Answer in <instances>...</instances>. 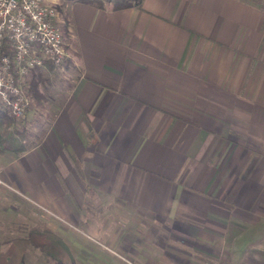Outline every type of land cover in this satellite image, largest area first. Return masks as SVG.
I'll use <instances>...</instances> for the list:
<instances>
[{"label": "crops", "instance_id": "0c3cea01", "mask_svg": "<svg viewBox=\"0 0 264 264\" xmlns=\"http://www.w3.org/2000/svg\"><path fill=\"white\" fill-rule=\"evenodd\" d=\"M48 1L69 65L0 152V264H264V0Z\"/></svg>", "mask_w": 264, "mask_h": 264}, {"label": "built area", "instance_id": "2783aa9c", "mask_svg": "<svg viewBox=\"0 0 264 264\" xmlns=\"http://www.w3.org/2000/svg\"><path fill=\"white\" fill-rule=\"evenodd\" d=\"M59 18L48 0H0V111L17 120L29 106L28 73L47 63L62 72L69 65Z\"/></svg>", "mask_w": 264, "mask_h": 264}, {"label": "trees", "instance_id": "16d2710c", "mask_svg": "<svg viewBox=\"0 0 264 264\" xmlns=\"http://www.w3.org/2000/svg\"><path fill=\"white\" fill-rule=\"evenodd\" d=\"M88 3L96 4L102 6L104 3L108 4L112 9H118L128 6H138L141 3V0H82ZM62 27V25H61ZM63 32L64 39L69 38L66 30L61 28ZM4 48V47H3ZM49 66L50 64L47 63ZM51 67V66H50ZM31 97L33 100L37 101V98H42L40 94V86L45 87L48 82V75L46 70L43 67H38L31 70ZM38 103V102H37ZM29 107V106H28ZM28 109V108H27ZM3 114L9 115V119H5L0 116V152H5L10 149L13 145L14 139L16 137V129H19L23 136L19 138L17 146H14L15 152H22L29 146L30 141H32V132L27 130L25 127V119L22 118L20 121H16V118L10 115L9 113L3 111ZM1 115V114H0ZM57 264H74V259L70 255L69 250L65 257L56 258Z\"/></svg>", "mask_w": 264, "mask_h": 264}, {"label": "rangeland", "instance_id": "374dc122", "mask_svg": "<svg viewBox=\"0 0 264 264\" xmlns=\"http://www.w3.org/2000/svg\"><path fill=\"white\" fill-rule=\"evenodd\" d=\"M59 24L60 25L63 24L62 20L60 18H59ZM67 41H69L68 38H65V43H67ZM65 46L67 49V45H65ZM50 66H49V68L48 67L44 68L47 71L46 74L49 76L48 82L45 85V87L40 86L39 91H40V94L42 95V98H37L36 99L37 101L33 100L31 97L30 88H31V74H32V72L28 73V75L25 78V82H24L25 83V91H26L28 98H29V105L35 107V109L38 110L37 113H39L41 115L43 114L42 117H37L36 121H38L40 119L43 120V119L47 118L46 116H49L48 111L51 112V110H52V103H54L53 98L54 97L56 98V94H57L54 87H52V83H54L55 80H58V79L60 80V79L66 78L65 77L66 70L62 72V71H59L56 68L50 67ZM16 121L18 122L20 120L16 119ZM28 128L33 129L32 126H28ZM28 128H26V129L29 130ZM85 233L88 236L93 238V236L89 232H85ZM111 249L118 256H120L122 258L124 257L119 251L115 250V248L114 249L111 248Z\"/></svg>", "mask_w": 264, "mask_h": 264}]
</instances>
